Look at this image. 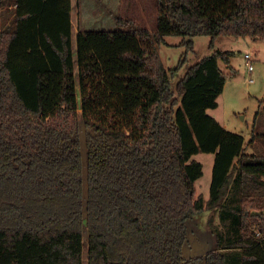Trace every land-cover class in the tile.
I'll return each mask as SVG.
<instances>
[{
    "label": "trees",
    "instance_id": "trees-1",
    "mask_svg": "<svg viewBox=\"0 0 264 264\" xmlns=\"http://www.w3.org/2000/svg\"><path fill=\"white\" fill-rule=\"evenodd\" d=\"M0 7V264H264V155L207 113L234 53L213 51L174 89L186 57L167 70L158 53L168 36L186 52L198 36L210 50L262 40L264 0H157L154 30L116 15L114 30L77 32L75 52L72 0ZM198 153L214 154L207 199ZM205 211L226 237L185 260Z\"/></svg>",
    "mask_w": 264,
    "mask_h": 264
},
{
    "label": "rangeland",
    "instance_id": "rangeland-1",
    "mask_svg": "<svg viewBox=\"0 0 264 264\" xmlns=\"http://www.w3.org/2000/svg\"><path fill=\"white\" fill-rule=\"evenodd\" d=\"M157 0H72L71 22L73 26L72 44L75 52L76 33L84 30H114L117 28L115 16L136 21L140 26L155 29ZM9 13L0 7V31L9 22ZM179 36L165 37V44L158 48L159 56L167 70L174 69L181 59L186 63L171 77L173 89L186 69L213 51H230L229 65L219 60L220 70L230 75L222 94L217 98L218 106L207 113L215 118L227 131L239 134L244 139L245 154L264 155V39L249 37L220 36L209 49L210 37L198 36L193 39L194 48L186 52L187 46ZM75 54V53H74ZM253 58V71L248 72L244 56ZM249 79L253 82L249 83ZM77 100L79 90L77 85ZM192 160L203 166V176L195 182V192L205 199L209 196L214 154L198 153ZM226 237V225L221 223L216 212L205 211L188 222V242L183 250V258L189 260L216 249L218 236ZM224 243V242H223ZM233 254L234 251H224Z\"/></svg>",
    "mask_w": 264,
    "mask_h": 264
},
{
    "label": "built area",
    "instance_id": "built-area-1",
    "mask_svg": "<svg viewBox=\"0 0 264 264\" xmlns=\"http://www.w3.org/2000/svg\"><path fill=\"white\" fill-rule=\"evenodd\" d=\"M244 61L246 63L248 72H252L253 71V67H252L253 58H252V56L249 55V54H246L244 56ZM252 82H253V80L252 79H249V83H252Z\"/></svg>",
    "mask_w": 264,
    "mask_h": 264
},
{
    "label": "water",
    "instance_id": "water-1",
    "mask_svg": "<svg viewBox=\"0 0 264 264\" xmlns=\"http://www.w3.org/2000/svg\"><path fill=\"white\" fill-rule=\"evenodd\" d=\"M251 214H258V212H252Z\"/></svg>",
    "mask_w": 264,
    "mask_h": 264
}]
</instances>
